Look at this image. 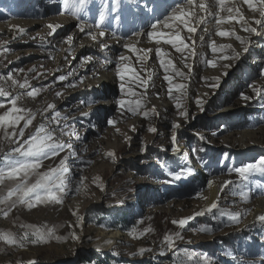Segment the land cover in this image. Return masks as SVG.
Segmentation results:
<instances>
[{
    "label": "rangeland",
    "instance_id": "obj_1",
    "mask_svg": "<svg viewBox=\"0 0 264 264\" xmlns=\"http://www.w3.org/2000/svg\"><path fill=\"white\" fill-rule=\"evenodd\" d=\"M240 1L249 20L260 18ZM177 2L183 0H167L168 5ZM162 3L163 0H120L119 8H115L114 0H91L88 11L77 20L64 10L62 0H0V87L11 96H20L18 107L35 113L24 138L43 123L55 129L58 142L72 145L58 156L44 159L39 171L58 166L66 157L70 187L74 188L81 177L87 185L86 194L69 193L62 204H39L31 209L17 204L9 211L11 201L0 203V232H11L18 241L24 231H32L21 225H34L45 233L54 229L55 236L69 237L38 243L22 241V247L0 241V264H264V222L251 219L257 199L264 197V173H251L244 180L234 171L264 157V27L253 22L259 34H252L235 21L217 26L212 15L207 23L193 22L196 33L181 32L189 45L181 53L171 45H157L147 36L152 31L151 24L163 18ZM105 4L104 30L110 34L108 48L101 50L95 46L97 41L79 32L78 25H95ZM220 15L227 18L229 13L223 11ZM49 24L60 25L53 35H49ZM12 26L26 31L21 34ZM159 26L157 30L162 29L163 33L173 31ZM217 30L235 31L247 43L242 44L235 36H217ZM91 31L98 30L93 27ZM133 31L144 33L138 42L136 37L129 39ZM68 36L73 37L71 45L66 42ZM200 36L205 37L203 42ZM212 41L231 48L213 53L209 47ZM125 43L151 49L146 61L140 62L138 57L143 53L129 51ZM157 47L168 54L164 59H170L187 79L176 76L171 69L165 72L156 55ZM223 55L232 58L220 59ZM120 56L129 59L119 61ZM106 60L111 63L105 64ZM206 60H213L217 66H208ZM117 62L131 66L144 79L150 76L147 87L127 70L122 81L116 75ZM104 73L112 74L114 84L92 87L99 84ZM166 74L173 76V83L187 85V95L181 98L189 114L187 119L179 115L183 109L177 110L176 101L168 96ZM61 75L66 80L60 81ZM25 79L40 89L35 98L27 96L31 88L21 89L12 82L23 83ZM69 84L75 86L68 87ZM57 92L61 95L57 96ZM141 94L142 107L133 114L128 109L135 107L134 101ZM241 94L250 99H243ZM179 95L173 91V96ZM121 99L125 101L123 108L117 104ZM197 99L202 102L200 105ZM0 103L6 105L0 114L11 107L7 97H0ZM47 104L55 108L45 111ZM153 105L158 116L149 111ZM144 111H149L147 117L142 114ZM56 112L60 113L58 125L49 123ZM108 120L115 124L109 125ZM174 122L180 125L175 130L177 151H173L171 142ZM150 127L157 131L150 132ZM14 139L20 138L17 135ZM16 146L0 129V167L4 154ZM110 151L114 156L106 155ZM176 154L201 170L206 178L188 173L178 164ZM181 170L180 180L169 175ZM96 177L99 179L94 182ZM35 180L33 176L30 182ZM211 180L221 181L223 189L212 201L208 186ZM227 181L232 183L224 187ZM14 186L15 181L5 180L0 185V197ZM217 198V209L196 215ZM76 209L83 220L80 227L70 229V223L76 224L72 214ZM5 211H9L6 218ZM229 212L239 214L238 223L229 219ZM181 218H190L185 227L172 223ZM206 226L212 231H202ZM93 228L118 232L125 240L119 247L98 249ZM73 230L78 240L70 238ZM87 230L91 233L85 235ZM176 234L183 239L175 238ZM166 235L173 236L174 248H168ZM141 249L146 251L140 254Z\"/></svg>",
    "mask_w": 264,
    "mask_h": 264
},
{
    "label": "snow or ice",
    "instance_id": "obj_2",
    "mask_svg": "<svg viewBox=\"0 0 264 264\" xmlns=\"http://www.w3.org/2000/svg\"><path fill=\"white\" fill-rule=\"evenodd\" d=\"M91 0H62L64 10L71 13L73 17L77 20L82 18V14L88 11ZM244 5H247V8L253 13L259 14V19L253 17V22L255 25L264 27V0H242ZM229 0H212L209 3V0H183V3L177 2L171 5L167 4V0H163L162 6H165V12L163 13L162 19H157L154 23L151 24L152 31L147 32V36L149 39L154 40L157 45L161 42L163 44L171 45L172 48L177 52L183 53L186 49L189 48V45L185 42L184 38L181 36L182 31H187L189 34H194L197 31V28L193 26V22L196 24H201L206 22V16H200L199 13H207V15H214L216 25L219 26L222 23L232 22L240 24L243 31L259 34L257 31V27H253L248 19L245 18L244 14L241 12L240 7H237L235 3L232 6H228ZM120 0H114L115 8H119ZM215 6L218 8L216 13L212 12V7ZM198 10V11H197ZM226 11L229 13L228 17H222L220 12ZM107 19V5H102L99 10L98 20L95 25L88 24H80L78 25L79 32L85 33L88 37H90L93 41H97L101 50L108 48V45L103 42V38L106 36V31L104 30V25ZM174 22V23H171ZM162 25L164 28L173 29L170 33H163L158 31V26ZM182 26V27H181ZM16 31L23 34L25 33V29L19 26H12ZM48 27L51 29L49 35H53L56 32V29L60 27V25H51ZM95 27L98 31L94 33L91 29ZM205 33L208 32V29H204ZM144 35V33L139 31H133L129 39L132 37L137 38V42L139 37ZM217 36L226 37V36H235L236 40H239L242 44L247 43L245 39H242L239 35H236L235 31H216ZM191 38V36L189 37ZM205 39L204 36H200V40L203 42ZM69 45L73 42V37L68 36L67 41ZM124 47L129 51H134L137 53H143V55L138 57L140 62H144L147 59V53L151 51V49H139L135 47L134 43H125ZM213 53L218 51H223L224 49L231 48V45H220L218 46L215 41H212L209 44ZM7 51V49H5ZM156 55L160 59V65L165 69V72H168L169 69L172 72L183 79H187L188 77L181 72L179 69L175 67L173 62L169 60H165L164 57L168 54L164 52L160 47L156 48ZM247 51V48L244 49ZM233 52L235 50L233 49ZM192 54L195 52L193 50ZM238 58L239 54L235 53ZM232 57L223 55L220 59L228 60ZM89 60L92 58L89 57ZM129 58L126 56H120L119 61H127ZM111 63L110 60H106L105 64ZM205 63L210 67H216V63L213 60H206ZM228 65H225L227 67ZM185 67H188L185 64ZM133 73V78L135 80H139L141 84L147 87L148 79H151L149 76L148 79L142 78L136 71L129 65H122L117 62L116 64V75L123 81L124 80V71ZM142 71H146V69H141ZM23 71V69H21ZM30 71H35V69H30ZM264 74V73H262ZM9 80H12V77H8ZM60 81L66 80V76L61 75L58 77ZM218 81V77L215 78ZM164 80L168 82V96L170 99H174L176 101L175 107L177 110L183 109L179 111V115L183 116L185 119L188 118V111L181 103V98L187 95V85L183 83H173V76L166 74L164 76ZM13 84H19L21 89L31 88V91L27 92L28 97L35 98L40 89L32 87L28 80L25 79L23 83H19V81H12ZM68 87H74L75 85L69 84ZM211 87H215L216 85H210ZM253 87L254 91H258L253 85H249ZM121 90L124 89V84L120 85ZM179 92V96H173V91ZM136 95V93H132ZM57 96L61 95V93L57 92ZM242 98L245 100L250 99V97L244 96ZM0 97L9 98V103L11 107H7L5 111L0 114V129L3 130L4 137L9 140V142L16 143L17 146L12 148L10 152L5 153L3 156V166L0 167V185H3L5 180L15 181V186L8 189L7 195L0 197V203H6L11 201L9 206V211L12 208L16 207L17 204H25L29 209L35 207L39 204H62L65 197L69 195V193H84L86 194L87 185L84 184V177H81L80 180L76 183L75 187H70L71 180L69 177V168L66 165V157L60 160V164L56 167L50 168L47 171L40 172L42 161L44 159H48L51 157H56L59 155L61 151L65 148L71 149V144H65L62 142H58L55 139V129H49L45 124H40L38 128H36L35 133L25 139V129L33 124L35 120V113L32 112L31 109L18 107L17 102L20 100V96H11V94L3 87H0ZM143 98V94H141V98H138L134 101L135 107H129V111L133 114L137 113V110L142 107L141 99ZM202 102L197 99V104L200 105ZM117 104L123 108L125 106V101L123 99L118 100ZM6 105L4 103H0V109H5ZM55 106L53 104H47L45 111L48 109H54ZM155 115H159L156 112L155 106L149 110ZM149 111H144L142 114L147 117L149 115ZM60 116L59 112H56L55 115L51 118L49 123L59 124L60 120L58 119ZM21 121H23V126L19 127ZM109 125H114L115 121L108 120ZM180 125L178 123L172 124L173 134L171 136L172 148L173 151L178 150L177 146V136L176 129H179ZM17 128L19 129L17 132ZM9 129L12 131L9 132ZM135 131V128L132 129ZM150 132H156L157 129L155 127H150L148 129ZM63 131V130H61ZM119 131V129H117ZM215 134V133H214ZM19 136V140H15L16 136ZM201 140L204 137H200ZM22 141V142H21ZM143 150V149H142ZM3 151V149H0ZM72 155H76L75 152ZM107 156H114L113 152H108ZM234 171L244 180L248 179L249 174L254 172L264 173V157L260 158V160L244 164L243 166L234 169ZM173 177L174 180H180L183 176V170L176 173H169ZM35 176V182H30L31 177ZM99 178H94V182ZM231 181L225 182L224 187L228 184H231ZM102 187V185H98ZM208 186H212V181H208ZM223 190V189H221ZM199 195V194H198ZM15 197L13 200L12 198ZM247 199V197H245ZM218 207V198L217 201L211 203L204 211L196 213V215H204L205 212L211 213L214 209ZM9 211L3 212V216L6 218L9 215ZM73 216L76 217V224H69L70 229H74L81 226V222L83 217L79 215V210L76 209L73 211ZM229 219L232 222H239V214L236 213H226ZM190 218H181L179 220H173V224H178L181 228L185 227ZM258 220L264 222V215L257 217ZM22 228L31 229L32 231H24L23 236L20 238V241L16 239V237L11 232H0V241H4L9 245H17L23 246L22 241H29L30 243H38V242H47V239L55 238L57 240H67L69 237H57L55 236L54 229H48L47 232H43L40 228H36L34 225H21ZM147 231H152V229H148ZM202 231L211 232L212 229L209 227H204ZM69 236L73 240H78L79 236L73 230L69 233ZM30 237H35L34 239H30ZM177 239H183L182 236L176 234ZM164 241L167 244L169 249L174 248V238L171 235H166L164 237ZM146 251L145 249L140 250V254ZM187 254V253H186ZM190 258V257H189ZM28 264H35L34 261H28Z\"/></svg>",
    "mask_w": 264,
    "mask_h": 264
},
{
    "label": "bare ground",
    "instance_id": "obj_3",
    "mask_svg": "<svg viewBox=\"0 0 264 264\" xmlns=\"http://www.w3.org/2000/svg\"><path fill=\"white\" fill-rule=\"evenodd\" d=\"M231 3V5L233 3H235V5L237 7L242 6L241 1L240 0H229ZM197 2H199V0H197ZM212 0H209V3H211ZM241 12L244 13V16L246 19L249 20L248 18V14L246 13V10L244 11L243 6L240 8ZM212 12H216L218 10L217 7L213 6L212 7ZM198 11V10H197ZM244 11V12H243ZM202 15L206 16V23L210 20V15H207V13H199L198 15ZM212 20V19H211ZM249 22L253 25V22L251 20H249ZM160 27V26H158ZM256 27V26H255ZM110 30V29H109ZM162 30V29H161ZM160 30V32H161ZM108 34L106 32V36L103 38V42L108 44ZM146 35V34H145ZM113 37V35H112ZM115 37V36H114ZM111 39V38H110ZM117 39V38H116ZM116 39L114 38V40L116 41ZM133 39V38H132ZM140 39V38H139ZM146 39V38H145ZM118 40V39H117ZM120 40V39H119ZM137 41V40H136ZM119 42V41H118ZM116 43V42H115ZM95 46L99 47V43L95 42ZM136 47V46H135ZM110 48V47H109ZM114 48V47H113ZM114 84V79L112 74H108V73H104L103 75H101L100 77V82L99 84H94L92 87L97 88V87H109L110 85ZM176 158H178V164L179 165H183L186 170L188 171V173L193 174L195 177L197 178H202L205 179L206 175H204L201 170H196L189 162H187L184 158L180 157L179 155L176 154ZM201 175V177H200ZM212 181V186L209 187L210 188V199L209 200H213L214 198L217 197L218 192L220 191V189L222 188V184L221 181H215V180H211ZM264 215V197L257 199V202L255 204V212L253 213V216L251 217V219H257V217ZM260 221V220H259ZM93 232V236L96 237L95 239V243H96V247L98 249H107L109 248L111 245L115 246V247H119L120 246V242L125 240V236L118 233V232H113V231H103L100 230L98 231L96 228H93L91 230ZM91 232L89 230H87V233H84L85 235L90 234Z\"/></svg>",
    "mask_w": 264,
    "mask_h": 264
},
{
    "label": "trees",
    "instance_id": "obj_4",
    "mask_svg": "<svg viewBox=\"0 0 264 264\" xmlns=\"http://www.w3.org/2000/svg\"><path fill=\"white\" fill-rule=\"evenodd\" d=\"M143 264H152V263H143Z\"/></svg>",
    "mask_w": 264,
    "mask_h": 264
}]
</instances>
